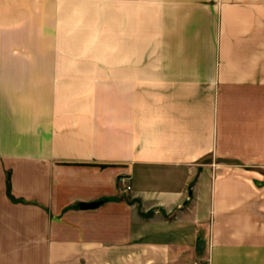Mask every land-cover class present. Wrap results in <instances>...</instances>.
<instances>
[{"label": "crops", "instance_id": "crops-1", "mask_svg": "<svg viewBox=\"0 0 264 264\" xmlns=\"http://www.w3.org/2000/svg\"><path fill=\"white\" fill-rule=\"evenodd\" d=\"M72 16L110 49L0 84V264H264V0Z\"/></svg>", "mask_w": 264, "mask_h": 264}, {"label": "rangeland", "instance_id": "rangeland-1", "mask_svg": "<svg viewBox=\"0 0 264 264\" xmlns=\"http://www.w3.org/2000/svg\"><path fill=\"white\" fill-rule=\"evenodd\" d=\"M96 2L109 0H0V84L22 82L28 77L31 59L25 54L44 56L31 60L36 66L40 61L45 64L50 52L56 55L58 51L109 50L108 43L95 40V34L101 38L105 28L85 26L82 18L72 16L78 8L86 14V9ZM85 28L91 30L90 34L78 36L85 33H79ZM82 39L81 43L77 41ZM13 93L0 91V98H11L4 95ZM260 171L264 177V163Z\"/></svg>", "mask_w": 264, "mask_h": 264}, {"label": "built area", "instance_id": "built-area-1", "mask_svg": "<svg viewBox=\"0 0 264 264\" xmlns=\"http://www.w3.org/2000/svg\"><path fill=\"white\" fill-rule=\"evenodd\" d=\"M128 188H130V187L128 186ZM194 264H210V261H209V258L208 259L206 258L205 260L195 262Z\"/></svg>", "mask_w": 264, "mask_h": 264}, {"label": "water", "instance_id": "water-1", "mask_svg": "<svg viewBox=\"0 0 264 264\" xmlns=\"http://www.w3.org/2000/svg\"><path fill=\"white\" fill-rule=\"evenodd\" d=\"M95 205H97L96 202H94V203H82L81 204V206H83V207H91V206H95Z\"/></svg>", "mask_w": 264, "mask_h": 264}, {"label": "trees", "instance_id": "trees-1", "mask_svg": "<svg viewBox=\"0 0 264 264\" xmlns=\"http://www.w3.org/2000/svg\"><path fill=\"white\" fill-rule=\"evenodd\" d=\"M99 203H101V201H99V202H96V204L98 205Z\"/></svg>", "mask_w": 264, "mask_h": 264}]
</instances>
